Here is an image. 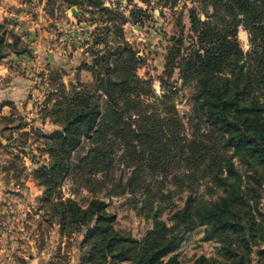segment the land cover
<instances>
[{
	"label": "rangeland",
	"instance_id": "1",
	"mask_svg": "<svg viewBox=\"0 0 264 264\" xmlns=\"http://www.w3.org/2000/svg\"><path fill=\"white\" fill-rule=\"evenodd\" d=\"M211 9L205 0H0V264H110V258H91L96 251L87 236L96 215L81 222L77 213V206L87 209L95 198L104 201L122 235L145 238L154 228L148 212L158 206L160 219L174 225V213L189 195L173 179L176 166L170 174L153 176L141 155L126 163L118 151L109 167H90L79 160L92 147L87 141L71 153L67 173L52 171L60 156L51 150V136L63 129L67 98L94 81L97 57L113 55L118 45L144 59L139 74L154 78L161 92L159 78L167 77L172 48L178 39L190 45L191 11L205 19ZM238 39L244 51L250 49L243 26ZM179 76L176 69L175 101L192 136L194 87L183 85ZM134 171L137 185L128 188ZM207 179L200 180L199 194L215 199L223 188ZM149 183L151 193L144 188ZM258 192L255 230L262 238L264 187ZM207 230L201 225L178 233L179 245L163 261L176 257L188 264L205 256L214 264H234L227 236H210ZM263 250L262 240L244 252L241 264H264Z\"/></svg>",
	"mask_w": 264,
	"mask_h": 264
},
{
	"label": "trees",
	"instance_id": "2",
	"mask_svg": "<svg viewBox=\"0 0 264 264\" xmlns=\"http://www.w3.org/2000/svg\"><path fill=\"white\" fill-rule=\"evenodd\" d=\"M205 2L212 8L205 19L196 10L190 13V45L178 39L168 56L167 77L159 78L161 92L154 78L139 74L144 59L118 45L113 55L97 57L94 81L81 84L63 104V129L51 136V150L60 159L50 170L67 173L73 150L89 141L92 147L79 160L90 167H109L118 151L126 163L141 155L153 176L170 174L176 166L173 179L189 190L174 213V225L160 219V206L148 212L154 228L142 240L113 228L104 201L95 198L87 209L77 206L81 222L97 218L87 236L96 251L91 258H110V264H180L176 257L166 262L163 257L179 245L178 233L201 225L210 236H227L234 264L264 241L254 216L264 187V0ZM240 26L249 34L247 51L238 39ZM176 69L183 85L194 87L192 136L175 101L179 89L171 78ZM137 177L134 171L126 186L134 188ZM206 178L223 188L215 199L199 194L200 180ZM150 187H144L146 192H152ZM188 264L214 261L201 256Z\"/></svg>",
	"mask_w": 264,
	"mask_h": 264
}]
</instances>
